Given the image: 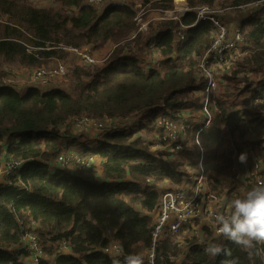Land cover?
Returning a JSON list of instances; mask_svg holds the SVG:
<instances>
[{
	"label": "trees",
	"instance_id": "obj_1",
	"mask_svg": "<svg viewBox=\"0 0 264 264\" xmlns=\"http://www.w3.org/2000/svg\"><path fill=\"white\" fill-rule=\"evenodd\" d=\"M30 1L0 0V264H28L24 261L28 252L17 247L28 231L38 236L49 257L40 264H112V255L106 253L111 244L108 230L122 246L124 260L139 258L153 244L160 191L152 181L182 179L184 162L171 156L182 157L185 151L167 141L165 148L173 144V150L156 155L144 137L134 138L135 130L116 127L96 141L87 140L95 146L92 154L102 159L89 171L99 174L73 176L57 170L59 159L64 146L85 143L72 137L68 128L78 120L101 124L137 116L147 127L160 114L181 121L185 108L192 110L187 123L195 115L203 118L200 104L207 79L200 76L199 57L214 45L219 30L208 27L210 21L193 26L195 9L221 2L186 0L193 11L181 21L166 18L139 32V10L133 2L105 0L95 5L87 0H53L52 5L39 7ZM261 1L226 0L219 10L228 14ZM140 5L146 16L160 15L174 9L175 0H146ZM240 23L239 53L229 71L221 74L227 95L217 101L215 96L211 111L217 109L242 157L259 148L262 159L264 103L252 108L251 102L264 92V8L245 15ZM87 47L112 49L107 69L96 64L68 66L64 86L49 91H15L8 83L18 70L55 68L70 50ZM148 56L154 59L145 66ZM120 65L125 69L115 72ZM246 93L250 99L241 103ZM229 100L233 101L227 104ZM242 106L250 110L244 112ZM4 165L16 169L6 172ZM209 176L214 187L232 199L237 219L226 237L207 232L205 242L194 246L181 262H170L176 248L171 238L162 237L157 264H264V212L258 201L262 193L252 184L240 183L231 167L214 166ZM255 216L260 221H253ZM255 222L257 238L246 246L242 241L247 239V227Z\"/></svg>",
	"mask_w": 264,
	"mask_h": 264
},
{
	"label": "built area",
	"instance_id": "obj_2",
	"mask_svg": "<svg viewBox=\"0 0 264 264\" xmlns=\"http://www.w3.org/2000/svg\"><path fill=\"white\" fill-rule=\"evenodd\" d=\"M44 6L53 4V0H32ZM105 0H87V3L100 5ZM133 3L139 0H124ZM137 4V3H136ZM254 7L263 9L264 1L253 4ZM136 9L139 10V15L144 12L141 5L137 4ZM191 9L186 0H175V8L167 10L164 14L163 10L161 15H168L172 20H179L183 16L191 13ZM197 14V22L193 25L196 26L200 21H210L218 28V36L214 45L208 49L202 56L199 57L200 76L207 79V85L202 91L201 107L204 114L202 121V128L195 132L193 138L196 142V133L203 134L204 131L210 130L213 127V115L211 108L215 107V96L217 91L222 87L223 80L219 69H224L225 72L229 71L230 64L239 53V45L243 42V35L241 32V23L238 21L235 24V29L230 32L229 28L222 22L221 17L215 15L212 7H199L195 9ZM222 12V11H220ZM223 13V12H222ZM138 15V19H139ZM223 15H226L223 13ZM165 20L166 18H162ZM148 24L143 23L139 25V32L147 30ZM186 26H182L185 29ZM232 35V36H231ZM72 53L79 61L86 65H94L106 63L112 54V49L107 51L102 56L101 60H97L93 53L86 49H73ZM216 63V64H215ZM65 66L63 64L57 65L52 69H37L32 71L30 79L38 82L44 86L50 85V78L57 75L62 77L66 74ZM218 70V71H217ZM14 77L8 80L9 85H15L22 80V75L17 72L13 73ZM264 103V92L259 91L251 102V107H259ZM247 108V107H246ZM250 109H247V111ZM183 114L181 121L171 119L167 115H160L154 121V126L149 130L152 137L148 140V144L156 154L168 151L164 142L170 141L177 144V147L185 152L183 138H188L196 129L192 127V122L187 123ZM160 126L157 127V123ZM77 123H88V119L78 120ZM140 125V124H138ZM249 134H252L253 129H248ZM173 145V144H172ZM171 146H168L169 148ZM200 150L199 157L191 162L185 158L187 170L184 171L183 178L178 180L170 179L166 183L168 188L160 191V197L154 213V232L153 244L149 251L143 256L134 260H124V251L122 246L115 240L114 233L108 230V238L110 240V247L106 249V253L112 255V264H157V243L166 236L173 240V246L176 248V254L169 255V260L172 263L181 262L188 257V254L194 246L201 245L205 242L207 232L211 233L214 237H226L227 228L235 222L237 217L233 210V201L224 193H220L213 185V180L209 176L207 167V152L202 146H198ZM251 150H249L248 158L251 157ZM232 154L239 153V149H231ZM186 154V153H185ZM184 154V155H185ZM254 171L248 177H244L238 171L236 165L233 167L234 176L240 183L252 184L254 187L261 189L264 187V178L262 171L264 161L260 158L258 153L253 156ZM262 162V163H261ZM69 159L62 160L63 165H68ZM77 168L84 176H95L99 173L90 172L88 167L82 168L79 164L71 165L70 168ZM11 172L16 169L15 165H10L8 168ZM255 171H257L255 173ZM9 172V171H8ZM258 201L263 205L262 211L264 212V193H262ZM259 229V227H258ZM258 229L255 231H248L247 239L242 241V244L248 246L251 239L257 238ZM261 242H264V236L261 237ZM20 250H26L31 253L32 258L24 261H30V264H40L42 261H48L49 257L44 254L42 244L36 234L27 232L24 234L17 246ZM162 260V259H160Z\"/></svg>",
	"mask_w": 264,
	"mask_h": 264
},
{
	"label": "rangeland",
	"instance_id": "obj_3",
	"mask_svg": "<svg viewBox=\"0 0 264 264\" xmlns=\"http://www.w3.org/2000/svg\"><path fill=\"white\" fill-rule=\"evenodd\" d=\"M30 1V0H29ZM143 1V3L146 2V0H139L138 2H136L137 4H141V2ZM217 3L221 2V6L220 4H215L214 6H210V5H206L209 7H212L213 10L215 11V15L216 16H220L223 15L222 12H220L219 9H223L222 8V2L226 1V0H216ZM31 2V1H30ZM34 2V1H33ZM129 3H132L131 1H127ZM36 2H34L35 4ZM37 6H44L43 4H38L36 3ZM149 9L151 7V5L147 6ZM259 8L254 7V5H250L240 11H235L232 10L230 11L228 14H226L225 16L227 18H230L231 20H229V22L227 21H222L230 30V32H233L235 29V24L241 20L242 17H244L245 15H250L252 13H255L258 11ZM262 11V10H261ZM162 18H170L168 17V15L164 16V15H155V12H151L149 13V16H146V9L144 8V12L139 15V19L137 24L138 25H142L143 23H147L148 26L149 25H154L156 23H161L163 21ZM210 28L214 29L216 28L214 26L213 23H210L209 26ZM148 28V27H147ZM148 33L145 35L146 37H148ZM232 36V35H231ZM86 49L92 51L91 47H87ZM104 49V47L102 48ZM93 55H95V58L97 60H101L102 56L105 55L107 52L105 50H94L92 51ZM154 59V56H148L147 60L145 61L144 65L148 66L151 65L152 60ZM60 61H65V62H59L58 65L63 64L65 66V72H67V67L69 66V69L78 66V64L81 66L83 63L81 61H79L78 59H76V57L74 56V54L71 52V50L69 51L67 58L65 60H60ZM85 64V63H83ZM216 64V63H215ZM86 65V64H85ZM98 65L100 68H104L106 67L105 63H100V64H96ZM5 66H2L3 71ZM9 67L6 68V70L8 71ZM68 69V71H69ZM107 69V67L105 68ZM123 69H125L122 65L117 66L114 68V71L119 73L120 71H122ZM32 71L34 70H18L17 73L22 75V80L18 83H16L15 85H12L11 87L15 90V91H26L27 89L30 88H37L40 89L42 91H49L54 87H61L64 86V78H62V74L61 75H57L55 77L50 78V85L48 86H44L38 82L33 81L32 79H30V75L32 74ZM218 71V70H217ZM6 73V72H5ZM219 73L222 74L223 71L219 69ZM14 77L11 76L10 78L12 79ZM64 77V76H63ZM223 76H221L222 78ZM61 79V80H60ZM226 84L223 83V86L221 87V89L219 91H217L216 93V101L218 99H223L225 98V96L227 95L226 91H225V87L224 85ZM51 86V87H50ZM245 86V85H244ZM65 88V87H64ZM66 89V88H65ZM199 97L201 98V91L198 92ZM237 98H233V100H236ZM250 99V96L248 93L244 94V96H242V98L240 99L241 103L247 101ZM233 100H229L226 103L230 104L232 103ZM238 101V100H237ZM215 103V107H216V102ZM242 107H247V106H242ZM241 107V108H242ZM247 109H250L249 107H247ZM215 111L212 112L214 121H213V127L210 130L204 131L203 134H199L196 133V142L194 140V138L192 137L193 134H195V132L199 131V129H203L202 128V121L204 120V117L201 118L200 114L199 115H195L194 118H192V127L195 128L196 130L192 132L191 135L188 136V138H183L184 145H185V149H187V151L184 153V156H179V155H173L171 156L172 160H180V163H183V167L182 169H184V171L187 170V164L185 163V158L187 157L188 160H190L191 162L195 161L199 155H200V150L198 148V146H202L204 148V150L207 152V167L209 170V174L211 171V168L214 166H219L221 168H225V167H231L233 169L234 165H236L238 171L241 173L242 176L244 177H248V176H252L251 173L252 171H254V159L253 156L258 153V155L261 158V155L259 153V151L261 152V150L258 149H252L251 150V157L248 158L247 157H242L240 155V153L237 154H231V149L236 148L237 146L235 145V143L232 141V136L230 135L229 132V127H227L226 125H223L221 122V118L217 112V109H214ZM184 112H182V115L185 114L184 116L185 119L189 120L190 119V113H191V109L190 108H185L183 109ZM190 114V115H189ZM162 115V114H160ZM159 115V116H160ZM142 119L140 117H134L130 120L127 121H115V120H108V121H103L101 122V124H96L93 123V121L88 124V123H76V122H72L70 127L68 128V133L71 134L72 137H77L80 141H82V143H85V146H83L82 144L80 145H67L64 146L62 154H61V158L59 159L60 162L58 164L59 168H57V170H62L64 172H68L71 175H81L82 172L80 170H78L77 168H70L71 165H75V164H79L80 167L85 168L88 167L89 169L91 168V164L92 163H96V164H100V162L102 161V159L98 156V155H94L92 154L91 151H93L95 149V146L88 144L92 141H96L97 139H99L100 137H102V135L110 130H114V128L118 127L119 129H133L134 131V138L138 139V138H145V143L150 147V145L148 144V140L152 137V135L149 133L153 126H154V122L152 123V125H149L147 127H143L141 125ZM160 126V123H157V127ZM254 132H252V134H250V138L253 136ZM255 137V135L253 136V138ZM253 138L251 140H253ZM262 139H264V135L262 137ZM88 140V141H87ZM249 140V139H248ZM264 143V142H263ZM6 145V143H4ZM78 144V143H77ZM80 146L83 148L82 150H80ZM87 146V148H86ZM171 147L167 148L168 151H172L173 150V145H170ZM151 148V147H150ZM238 148V147H237ZM251 148V147H248ZM239 149V148H238ZM86 153H89V155H86ZM263 155H264V151H262ZM158 155V154H156ZM68 158L70 163L68 165H63L62 164V160ZM104 160V159H103ZM169 159H167L168 161ZM262 160L264 161V158H262ZM241 162L243 165H239L238 162ZM262 163V162H261ZM263 169H264V164H262ZM7 167V169H6ZM9 166L4 165L3 169H6V172H11L9 169ZM257 171H255L256 173ZM264 172V170L262 171V173ZM261 173V174H262ZM86 177H88L86 175ZM168 180H170L169 177H166L163 181H153V183L155 185H164ZM178 182V181H177ZM254 189V188H253ZM260 193H264V187L261 189H258ZM263 207V205L261 204V208ZM260 206H258V210L261 211ZM235 216H238V213L235 212ZM253 221H260L258 219V217L255 216ZM259 225L258 223H251L250 226L247 227L248 231L250 230H256L258 229ZM24 258L27 260L28 258H32L31 253H24Z\"/></svg>",
	"mask_w": 264,
	"mask_h": 264
},
{
	"label": "crops",
	"instance_id": "obj_4",
	"mask_svg": "<svg viewBox=\"0 0 264 264\" xmlns=\"http://www.w3.org/2000/svg\"><path fill=\"white\" fill-rule=\"evenodd\" d=\"M220 70H222L223 72H225V70L224 69H220ZM51 87V86H50ZM55 88V87H54ZM53 89V88H52ZM242 109H243V111L244 112H246L247 111V108L246 107H242ZM253 136H254V134H253ZM253 136L250 138V139H252L253 138ZM238 164L239 165H243L240 161L238 162ZM96 176V175H95ZM95 176H92V177H95ZM89 178V177H88ZM91 178V177H90ZM153 182V181H152ZM159 186V191H163V190H166L167 188H168V185H167V183H165L164 185H158ZM146 253V252H145ZM144 253V254H145ZM51 262H52V260H50ZM26 263H28V264H30V261H25Z\"/></svg>",
	"mask_w": 264,
	"mask_h": 264
}]
</instances>
